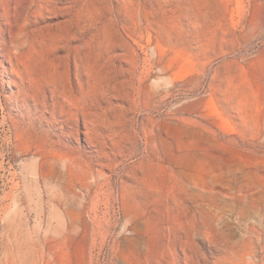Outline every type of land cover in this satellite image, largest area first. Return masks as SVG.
Instances as JSON below:
<instances>
[{"label":"rangeland","instance_id":"1","mask_svg":"<svg viewBox=\"0 0 264 264\" xmlns=\"http://www.w3.org/2000/svg\"><path fill=\"white\" fill-rule=\"evenodd\" d=\"M51 5L16 29L79 127L0 78V264H264V0Z\"/></svg>","mask_w":264,"mask_h":264},{"label":"bare ground","instance_id":"2","mask_svg":"<svg viewBox=\"0 0 264 264\" xmlns=\"http://www.w3.org/2000/svg\"><path fill=\"white\" fill-rule=\"evenodd\" d=\"M26 1L29 3V5H27ZM106 1H108V3L112 5V9L114 11H117V4L122 1L124 2L125 0H106ZM178 1L183 2L184 0H178ZM132 2H136L141 7V10L144 11L145 16H148L151 13H153V10L155 9L156 4L161 5L162 2H166V0H132ZM52 3H53V0H0V78L2 79L3 83H8L10 87H16V91L14 92V94L16 96L22 97L23 101H28L31 99L34 101L33 103H35L37 107H40V106L43 107L42 114L44 113L43 114L44 117L42 119H45V121L48 123L51 129L53 127L57 128L56 131H54L55 129H52V131L47 130L50 140L53 139V135L57 136L58 138H61V136L65 134L66 130L64 131V128L66 127L67 124H71L72 121L74 122L79 121L80 116H75L78 114V112L75 111L74 107L78 105L77 102H79V100L81 101L82 97H79L76 91L74 90L76 88L74 83L70 82L68 84L65 80L62 79V77L59 78V77L53 76V79L46 78V80L44 77V80H43L42 79L43 77L38 78L37 76H35L36 69L35 71H33V69L30 67V63L26 60V56H25V50H26L25 46L27 43L25 27L20 28L18 26L19 28L17 27L16 29V24L18 23L17 18L19 16V6L20 5L25 4V9L23 12H25L24 19L26 22L28 20V17L31 16L30 15L31 12H35L36 10H39L38 12H40V10L42 11V9H48L50 6H53L51 5ZM143 22H144V19L141 18L138 21H135L134 24L137 23L138 25L142 26L144 24ZM138 25L134 27L132 26V24L127 22L124 28L128 33L134 32L136 28L138 27ZM90 93L91 92H89V94ZM83 94H85V92ZM83 94L81 96L84 97L88 93L86 92L85 95ZM86 99L84 101H86ZM92 100L93 99H91L90 102ZM86 105H88V100H87ZM27 106L30 109L32 108L31 105H27ZM87 113H91V112L88 111ZM36 116L38 117L39 115H36ZM83 117L86 120L85 125L89 124L90 122L89 120L91 118L89 116H83ZM35 118L33 117L30 118L29 123L31 126H33ZM72 125L74 124L72 123ZM75 126H77V129L75 130H78L79 122H77L72 128H76ZM52 132H54L53 135H52ZM94 175H95V172L93 173V176ZM97 175L98 176H95V180L97 183H99L100 178H103V176L105 175L102 172V170L98 171Z\"/></svg>","mask_w":264,"mask_h":264}]
</instances>
